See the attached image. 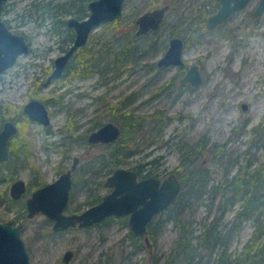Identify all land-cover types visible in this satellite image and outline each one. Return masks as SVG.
Listing matches in <instances>:
<instances>
[{
    "label": "rangeland",
    "instance_id": "rangeland-1",
    "mask_svg": "<svg viewBox=\"0 0 264 264\" xmlns=\"http://www.w3.org/2000/svg\"><path fill=\"white\" fill-rule=\"evenodd\" d=\"M38 1L41 6L35 5ZM48 1L62 0H6L2 12L14 31L27 34L31 46L0 73V104H4L0 119L2 115L21 119L16 112L32 97L45 102L51 119L47 125L28 118L22 121V131L31 141L28 162L17 169L13 179L6 175L5 164L0 169V221L20 224L31 264H65L63 253L71 248L74 252L68 264H160L177 242V217L189 222L193 236L213 222L226 234L241 201L231 200L228 192L220 187L215 190L213 184L224 179L227 164L231 176L247 164L254 167L264 161V138L261 131L252 130L264 116V13H253L258 0H250L211 29L205 26L209 14L205 2L210 0H125L120 25L111 21L96 25L80 50L95 68L84 76L65 73L50 80L54 58L70 43L63 40L64 26L53 22L42 7ZM167 2L170 7L159 31L131 45L136 29H129L130 21ZM189 25L196 32L186 35L184 66L158 67L156 61L166 51L170 37H183ZM118 50L124 51V56H118ZM76 55L71 64L78 60ZM116 58L123 64H118L113 74H100L98 68L120 63L113 62ZM193 62L202 73L198 86L179 80ZM118 102V109L112 108L111 103ZM129 108L144 121L141 132L126 138L120 150H115L113 143L88 144L86 136L91 130L109 119L116 122L113 117ZM198 140L205 141L200 156L182 165L185 152ZM217 146L222 148L216 150ZM76 154L80 162L66 213L80 212L91 205L92 195L108 192L104 180L112 171L110 164L131 169L138 166L161 178L172 171L186 175L202 166L208 167L212 176L197 192L190 191L187 181L182 184L185 206L181 212L174 211L171 218L155 214L147 231L151 246L143 235L131 231L127 214L56 231L51 226L53 219L43 212L28 216L24 201L39 182L51 181L66 169ZM102 154L117 161L101 166ZM18 177L26 181L27 190L11 202L10 184ZM255 230L254 216L244 218L227 236L228 250L240 252L244 244L252 242ZM192 241L197 242L195 237ZM200 254L196 258L201 256L204 263L206 256Z\"/></svg>",
    "mask_w": 264,
    "mask_h": 264
},
{
    "label": "water",
    "instance_id": "water-1",
    "mask_svg": "<svg viewBox=\"0 0 264 264\" xmlns=\"http://www.w3.org/2000/svg\"><path fill=\"white\" fill-rule=\"evenodd\" d=\"M6 0H0V73L14 64L19 55L30 50V44L23 32L13 31L3 19L2 11ZM218 8L206 19L205 26L211 29L226 21L232 12L242 9L250 0H217ZM253 9L255 16L264 13V0H258ZM125 0H89L88 14L82 18L69 15L66 23L72 27L75 35L72 44L60 55L54 58L52 71L48 79L59 77L63 73L73 51L86 43L96 25L103 21H114L122 15ZM169 3L156 6L139 13L135 18L136 33L146 34L156 30L164 20ZM185 39L181 35H172L166 51L157 59L158 66H178L185 64L183 58ZM181 80L189 81L194 86L202 82V73L197 62L187 67ZM246 108V103L242 104ZM23 112L29 119L44 124L51 122L49 108L44 101L32 97L23 105ZM121 127L113 120H108L92 130L88 137L91 142H109L118 138ZM17 133V124L5 119L0 128V161L10 155L8 144L10 137ZM73 162L67 170L62 171L55 179L37 186L27 196L25 201L26 214L32 216L38 211L53 219V229L58 231L73 225L87 226L100 222L108 216L128 214V222L133 233L144 236L145 243L151 246L147 232L148 223L156 213L165 210L174 200L181 187V180L176 172H170L163 178L159 175L139 176L134 168L124 165L116 166L104 180L109 187L101 199L80 212H64L70 200L72 188V173L79 162V155L73 156ZM10 196L14 199L21 197L26 191L25 180L21 177L10 184ZM20 224L13 225L0 221V264H31L23 238L20 235ZM73 249H67L62 258L65 264L72 259Z\"/></svg>",
    "mask_w": 264,
    "mask_h": 264
},
{
    "label": "trees",
    "instance_id": "trees-1",
    "mask_svg": "<svg viewBox=\"0 0 264 264\" xmlns=\"http://www.w3.org/2000/svg\"><path fill=\"white\" fill-rule=\"evenodd\" d=\"M89 0H62L60 2L51 3V1L42 3V7H44L48 15L50 13L51 19L53 22H59V24L64 26V31L66 32L63 40L68 42L72 39L73 33L70 28H68L67 23L65 22V15L74 14L78 17H82L87 14V2ZM35 5H38V2H34ZM207 4L206 9L208 12L216 9L219 4L217 0H210ZM6 5V3H5ZM53 9V10H51ZM52 11V12H50ZM123 13L120 17L114 19L111 22L112 25H120L122 21ZM8 20L6 19V22ZM219 25V24H218ZM129 29L135 27V19H132L128 25ZM128 29V30H129ZM159 27L157 30H152L147 35H138L135 34V31L132 33L130 44L134 45L136 43V39L141 37H147L150 34H155L159 31ZM195 28L193 29L190 25L184 29L182 32L183 37L185 38V45L188 42L186 39V35H195ZM228 32H231L228 30ZM59 33V31H57ZM189 38V37H188ZM82 50V48H80ZM80 50L76 52V56L78 60L71 64L72 59L69 61L68 66L66 67L65 73L70 76L81 75L84 76L87 72H89L92 68H95V65L88 59L87 55H81ZM118 56L123 55L124 51L118 50ZM124 56V55H123ZM128 56H126L125 61ZM115 65L108 63L103 68H98L100 74L105 75L106 72L108 74H113L116 66L119 64H123L120 59L116 58L113 62ZM118 103H111L112 108H117L120 106ZM2 104V105H1ZM0 107L4 104L1 103ZM5 109H7L5 107ZM118 109V108H117ZM16 114L21 115V119L19 122L18 132L13 134L9 140V157L2 162H0V169L3 164L8 168L6 175L9 176V179L14 178V173H16L17 169L20 167H25L30 157L29 152V144L30 139L29 136L22 131V121L27 119L26 115L22 110H18ZM121 116L118 118L113 117L116 122L121 126V135L120 139L113 144V148L115 150H120V146L125 144V139L130 137L131 135H136L141 132L145 123L142 118H138L132 114L131 108L125 109L120 113ZM10 117V116H8ZM13 118H17L16 116H12ZM7 118L3 115L1 116V120ZM19 120V119H18ZM253 131H261V138H264V116L262 117V121L258 123V125L252 128ZM110 144V143H109ZM109 144L99 143L101 146H107ZM205 145V141L198 140L196 145L192 148H188L187 152H185L184 160L182 161V165L186 160H190L195 162L197 158L200 156L202 148ZM221 146H217V149H221ZM114 150H110L111 155L115 154ZM101 166H108L110 162L115 163L117 160L106 158L104 154H102ZM3 163V164H2ZM116 164H110L109 169L113 170ZM228 166H225V170L223 173V180H216L213 184V188L216 190L217 188H223L224 191L229 193L231 200H240L239 208L233 215L232 226L227 231L226 234H222L220 230L216 228V223H210L209 225H203L201 227V231L192 235L191 230L189 229V222L186 223L182 218L177 217L175 220L179 224V235L177 238V242L174 247L168 252V256L165 260L160 264H208L212 261L211 264H264V161L260 163L258 166L252 167L251 164H247L242 167L235 174L228 176ZM116 167V166H115ZM138 175H158L155 171H147L143 172V169H140L138 166L134 168ZM143 172V174H142ZM212 175L209 174V168L202 166H195L190 169L186 175H178L182 184H185L186 181L189 183L190 191L197 192L208 183V180ZM75 182V181H73ZM181 188V187H180ZM184 192L182 188L174 198V200L169 204V206L160 211V213L165 214V218H171L172 213L174 211H182L183 206H185V198L183 197ZM102 197V194L92 195L90 197L89 203H95L99 201ZM11 202H16V199L10 198ZM172 204V205H171ZM254 216L256 221V230L255 235H253L252 242H248L244 244L242 250L238 253L233 254L230 250H228L229 233L232 231V227L237 229L244 218ZM262 221V223H261ZM11 223V222H9ZM151 222L148 224V229L150 227ZM196 238L197 242L194 243L192 241L193 238ZM201 252L202 256H206V260L204 263L200 262V258H196L198 254ZM204 252V253H203ZM200 254V255H201ZM156 263V262H155Z\"/></svg>",
    "mask_w": 264,
    "mask_h": 264
},
{
    "label": "flooded vegetation",
    "instance_id": "flooded-vegetation-1",
    "mask_svg": "<svg viewBox=\"0 0 264 264\" xmlns=\"http://www.w3.org/2000/svg\"><path fill=\"white\" fill-rule=\"evenodd\" d=\"M5 2H6V1H5ZM5 2H4V3H5ZM87 3H88V2H87ZM4 7H5V6H4ZM86 8H87V5H86ZM217 8H218V7H217ZM217 8H216V9H217ZM216 9H214V10H216ZM3 10H4V9H3ZM214 10H213V11H214ZM2 12H3V11H2ZM1 14H2V13H1ZM87 14H88V11H87ZM87 14H86V15H87ZM209 14H210V13H209ZM73 15H74V14H73ZM86 15H84V16H86ZM208 16H209V15H208ZM67 17H68V16H67ZM67 17H66V18H67ZM77 17H78V16H77ZM119 17H120V16H119ZM79 18H82V17H79ZM3 19H4V18H3ZM4 20H5V19H4ZM135 20H136V18H135ZM5 21H6V20H5ZM65 21H66V19H65ZM111 22H112V21H111ZM162 22H163V21H162ZM205 23H206V22H205ZM6 24H8V23L6 22ZM8 25H9V24H8ZM9 26H10V25H9ZM67 26H68V25H67ZM159 27H160V26H159ZM10 28H11V27H10ZM68 28H70L71 31L74 32V30H73L72 27H69V26H68ZM11 29H12V28H11ZM135 29H136V24H135ZM12 30H13V29H12ZM156 30H157V29H156ZM13 31H14V30H13ZM150 31H152V30H150ZM150 31L147 32L146 34H138V33H136V30H135V34H138V35H147L148 33H150ZM16 32H17V31H16ZM19 32H23V31H19ZM23 33H24V32H23ZM24 34H25V33H24ZM73 34L75 35V32H74ZM74 35H73L72 39H71L70 41H68L70 44H69L67 47H64V50H63V51H65V50H66V49L72 44V41H73V39H74ZM26 37H27V39H28V41H29V38H28L27 34H26ZM88 38H89V37H88ZM184 39H185V38H184ZM87 40H88V39H87ZM86 43H87V41H86ZM86 43H85V44H86ZM29 44H30V42H29ZM85 44H83V46H84ZM83 46H80V47L76 48V49L73 51V54L71 55L69 61L73 58V56L76 54V52H77L78 50H80V48H83ZM63 51H62V52H63ZM18 58H19V57H18ZM17 60H18V59H17ZM69 61H68V63H69ZM16 62H17V61H16ZM16 62H15V63H16ZM53 62H54V60H53ZM68 63H67V66H68ZM156 63H157V61H156ZM67 66H66V67H67ZM53 67H54V66H53ZM66 67H65L63 73L61 74V76H63V74H65ZM158 67H159V66H158ZM184 74H185V73H184ZM184 74H182L181 77H182ZM61 76H59V77H61ZM181 77L179 78V80H180V81H185V80H181ZM186 82H187V83H191V82H189V81H186ZM29 100H30V99H29ZM23 105H24V104H23ZM22 108H23V106H22ZM22 111H23V109H22ZM23 113H24V112H23ZM24 114H25L26 117L29 119V117L27 116V114H26V113H24ZM5 119L13 120V121L17 124V132H18V122H17V121H20V119L18 120L17 118H13L12 116H11V117H7V118H4V119H2V120L0 119V123H1V124H0V128H1V126H2V124H3V122H4ZM30 120H31V119H30ZM33 120H34V119H33ZM109 120H110V119H109ZM105 122H106V121H105ZM103 123H104V122H103ZM101 124H102V123H101ZM101 124H99V125H101ZM117 124H118V123H117ZM99 125H98V126H99ZM98 126H96V127L98 128ZM118 126H120V125L118 124ZM120 127H121V126H120ZM97 128H95V129H97ZM95 129H93V130H95ZM91 131H92V130H91ZM91 131H90V132H91ZM90 132H89V133H90ZM89 133H88V134H89ZM15 134H16V133H15ZM88 134H87V136H86V140H87L88 144H89V145H96V144L99 145V143H106V144L113 143V144H114L116 141H118V140L120 139L121 132H120V134H119V136H118L117 139L112 140V141H109V142H102V141L91 142V141L89 140V138H87V137H88ZM11 137H12V136H11ZM11 137H10V138H11ZM9 140H10V139H9ZM8 142H9V141H8ZM9 143H10V142H9ZM8 146H9V144H8ZM8 150H9V147H8ZM76 155H77V154H76ZM78 155H79V154H78ZM4 160H5V159H4ZM72 160H73V157H72ZM72 160H71V161H72ZM0 162H2V161H0ZM72 162H73V161H72ZM72 162H71V163H72ZM79 162H80V155H79ZM79 162H78V164H79ZM70 166H71V164H70L69 166H67V168L64 169V170H62V171L67 170L68 167H70ZM77 168H78V165H77V167L73 170V173H72V182L75 180V179H74V178H75L74 176H75V173H76ZM62 171H60L59 174H60ZM59 174H58V175H59ZM58 175H57V176H58ZM139 176H140V175H139ZM160 178H161V177H160ZM15 179H16V178H15ZM54 179H55V178H54ZM39 183H40V184H38L37 186H40V185L46 184L47 182L42 181V182H39ZM74 183H75V182H73V185H74ZM25 184H26V181H25ZM73 185H72V186H73ZM37 186H36V187H37ZM36 187H35V188H36ZM35 188H34V189H35ZM34 189H32V190H34ZM26 190H27V186H26ZM32 190H31V191H32ZM31 191L27 194V196H29V194L31 193ZM9 192H10V189H9ZM25 193H26V191H25L24 193H22L21 195L23 196V194H25ZM70 193H71V190H70ZM71 194H72V193H71ZM22 196H21V197H22ZM27 196H26V198H27ZM21 197H19V198H21ZM12 198H13V197H12ZM70 198H71V196H70ZM13 199H14V198H13ZM16 199H18V198H16ZM25 201H26V199H25ZM25 201H24V203H25ZM24 205H25V204H24ZM127 215H128V214H127ZM127 222H128V216H127ZM148 224H149V223H148ZM147 231H148V226H147ZM135 234H136V233H135ZM136 235H137V234H136ZM138 236H139V235H138ZM148 236H149V235H148ZM144 241H145V240H144Z\"/></svg>",
    "mask_w": 264,
    "mask_h": 264
}]
</instances>
